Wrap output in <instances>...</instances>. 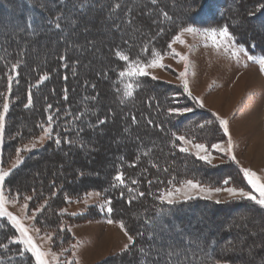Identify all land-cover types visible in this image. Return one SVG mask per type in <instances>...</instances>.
Instances as JSON below:
<instances>
[{"label":"trees","instance_id":"trees-1","mask_svg":"<svg viewBox=\"0 0 264 264\" xmlns=\"http://www.w3.org/2000/svg\"><path fill=\"white\" fill-rule=\"evenodd\" d=\"M117 3L121 5L119 9L115 8ZM164 12L169 18L165 19ZM95 14L106 16L110 32L115 34L113 42L107 46L102 44L97 50L94 42L86 48L80 46L78 40L84 38V33L75 36L68 33L71 21L78 30ZM57 16L62 17L60 29L51 23ZM129 19L132 24L128 23ZM3 21L11 27L4 28ZM26 22L34 27L27 28ZM244 25L250 30L248 33L241 31ZM185 26L217 30L228 26L238 45L256 58L264 56V0H158L156 5L150 0H0V111L3 103H9L0 145V166L9 167L17 149L39 140L44 134L43 128L48 127L47 117L53 116V137L41 149L20 152L22 163L11 168L5 189L11 196L19 193L22 201L31 197L32 209L44 204L38 222L46 231L58 227L63 220L78 224L105 216L99 208L92 207L87 214L66 218L61 209L67 206L68 200H80L91 192L100 193L105 202L111 200L113 212L109 217L115 222L123 221L135 237V243L126 253L101 264H144L141 249L148 250L147 259L152 264H165L168 257L164 252L169 245L180 246L181 264H264V250L256 252L253 240L244 233V228L256 225L255 221L258 227L264 228V209L254 202L221 206L194 200L176 205L169 214L168 205L158 199L162 192L172 188L168 181L173 178L176 186L184 179H194L205 186L226 187L222 182L231 177V186L250 189L235 163L214 167L192 160L189 154L173 147L174 143L179 145L173 132L209 147L219 139L224 140L226 136L215 116L200 108L182 85L147 77L139 78L141 87L134 90L132 98H123L124 85L118 71L126 64L116 55L117 50L131 59L147 62L153 51L166 54L167 44ZM61 36L65 37L60 41ZM41 41L45 43L39 45ZM52 46L58 47L54 53ZM144 46L148 48L146 53L141 51ZM73 47L78 48L73 50ZM97 51L101 52L99 59H95L98 69L90 63L89 56L84 57L85 54L95 56ZM17 62L19 68L11 72V66ZM9 74L13 75L11 93L7 90ZM45 76L48 78L44 79ZM29 95L31 106H28ZM183 107H192L193 112L184 115L168 112L169 108ZM104 119L106 123H99ZM150 120L152 124L148 123ZM200 124L205 127L200 128ZM57 134L61 139L59 145L54 142ZM109 135L113 140L107 165L110 169L93 170L99 166V160L91 161L87 157L98 154L99 149L92 143ZM67 140L72 141L71 145ZM144 152L149 155H143ZM80 154L87 157L81 160ZM82 161L88 168L82 166ZM133 163L135 167L130 166ZM118 171L124 173L128 187L135 192L112 186ZM132 180L138 183L132 184ZM141 191L143 197L137 195ZM161 209H165L164 219H161ZM190 210H209L213 215L208 218L196 215L186 223L180 221L179 215ZM223 210H236L235 216L240 217L230 223L227 233L219 218L225 223L230 214L215 213ZM253 214L254 220L249 217ZM79 218H82L80 222ZM170 220L177 221L175 236L168 226ZM209 220H216L215 229L199 231L198 223ZM16 234L10 223L0 220V245L7 246V249L0 247V264H35L30 253L16 254L23 247L13 243ZM65 237L70 238L68 232L64 241ZM213 246H216L214 254Z\"/></svg>","mask_w":264,"mask_h":264},{"label":"rangeland","instance_id":"rangeland-1","mask_svg":"<svg viewBox=\"0 0 264 264\" xmlns=\"http://www.w3.org/2000/svg\"><path fill=\"white\" fill-rule=\"evenodd\" d=\"M219 13H221V11H219ZM3 16L5 18V16L7 17V14L5 13L3 14ZM107 21L108 20L106 16H103L102 14L99 15L95 14L93 18L84 21V23L78 27V30L73 28L74 22L71 21L72 23L68 27V33L69 35H74V36L80 33H84V38L78 40L79 43L81 42L80 46L86 48L89 46L90 42H94L96 44L95 45L96 50L99 48L101 49L102 44H105V46H107L115 39L114 36L115 34H112L110 32L109 29L110 25L108 24ZM248 22L249 21L247 20V23L245 24L246 26L247 24H249ZM2 24L4 28L11 27L8 24V22L3 21ZM245 25L241 27V31L248 33L250 30L247 29ZM76 30L79 31V33H77ZM253 31L260 32L261 30L260 28L257 29L253 28ZM64 37L65 36H61L60 41L63 40ZM183 39L187 42L188 45L187 47L179 43L175 44L173 47L175 48L176 52L189 57L190 67L188 70L189 74L187 76V79L189 82V87L191 92L195 95V97H198L197 94L199 93L202 94L205 99L207 107H211L217 110L219 109L221 114L228 115L233 109H235L231 116L232 118L227 119L229 121V130L232 136L234 148L236 149L235 152L238 151L240 153L241 158L244 159V162L248 161L250 165L246 167L251 169L252 166L253 171H255L261 177H264V169H258L259 171L256 170V168H259V166L264 167V97L262 94L258 92H252L250 95L248 96L246 95L248 91L251 92L254 91L255 89H259V90L263 89L264 92V78H263L264 73H262L263 77L261 79L258 73L253 72V75H250L247 78L248 79L250 78L249 80H252L251 82H253L252 78H254L255 83L253 84L246 83L245 85L239 86L240 83L237 82L235 84V81H237L238 78L235 79V77L233 76L231 77L226 76V73H230V71H228L229 66L230 65L235 66L238 64L241 65V60H242L241 56H243L244 58L243 60H245L246 64L253 65L259 70V65L256 61H249L247 59V56L244 53H241L239 62H237L235 58H232L230 57L229 54L224 53L223 49H221L220 52H217V50L211 46L212 43L211 40L210 39L206 40L205 37L201 34L186 33L183 36ZM42 43H45V41L43 42L41 41L39 45H42ZM205 44H207L208 46L205 47L204 46ZM236 46L242 47L237 43ZM57 48H58L57 46H52L51 52L54 53ZM77 48L78 47H73V50H76ZM168 52H170L169 49H167V53ZM167 53L164 54L165 58L162 61V63L165 65V68L149 69L150 75L147 78L151 79L152 76H155L156 77L155 81L168 83V84H176L180 86L182 85L183 87L182 81L178 77H179V73L185 71V65L182 62H178V59L176 57H173L172 55H168ZM100 54L101 52L97 51L95 56L94 55L90 56L85 54L86 56L84 55V57L89 56L90 63H94L95 66L97 67L96 69H98V64L96 63L97 61H95V59L98 60ZM90 67L92 68V66ZM192 73L195 74L193 75ZM224 75L226 78V82H225L226 91H224L222 94L212 97L207 92L208 88L213 85L215 80H219L222 77L224 78ZM235 75L236 73H234V76ZM104 94L107 95L108 91L107 93H105L104 91ZM239 100H241V103H239L238 107L236 108L235 105L236 103L239 102ZM10 101L11 99L9 100V102ZM256 107H258V111L257 110L255 111L256 114L254 113V115L249 116L251 110L253 108L255 109ZM110 135L102 139L101 138L96 139L92 143L94 147L99 149L98 154H94L93 156L90 155L91 157L89 158L86 155H81V154L78 155V157L81 160H83L84 157H87V160L91 159V161H94L93 159H98L99 166H95L93 170L107 172L110 169V167H107V165L109 166L108 164L109 152H111L110 148H111V144L113 143V140L111 139ZM219 137L221 136L219 135ZM49 140H50L49 137H45L43 142H40L39 140H35L33 141L36 142V147L34 149L31 148V144L33 143L32 142L23 146V148L21 149L19 148L21 150L20 152L22 153L31 152L41 149L49 142ZM216 143H224L226 146L227 137H225L224 140L219 139ZM188 147L190 149V153H192V154L187 153L189 154V157L192 160L197 159L194 155L195 150L192 149L190 145H188ZM178 152H180L179 149ZM22 153L20 154V158L23 155ZM212 155L215 158L213 159L211 166L219 167V168L225 166L227 167L230 166V164H232L233 162L227 156H224L221 153L212 152ZM15 161H16V157L9 165V167L4 168L0 166V171H7L10 173L11 168H13V164L15 163ZM82 166L88 168L87 164L85 163L82 164ZM237 167L239 168L238 165ZM228 171H231V168ZM177 186H179V184ZM205 187H209V186H205ZM94 193L95 192L88 193L80 200H75L72 201L71 203L68 202L67 206L61 209V213L64 214L66 218H74L79 216L80 214H87L90 208L92 207H97L99 208L100 212L102 211L105 214V216H103L101 219L88 220L84 222L82 221L80 222L82 218H79L78 221L80 223L78 224L75 223L70 224L67 220H63L58 227L52 230L47 229V231L44 228H42L41 223L38 222V215L40 214L41 211H43L44 204L40 205L38 208L34 206V209H32L31 206L32 204L30 203V200L22 201L21 199H19L18 202L15 203L14 205L9 204L7 205V207L10 212H12L14 215L22 219L25 226L30 229V234L33 236L35 242L42 248V250L45 251L50 250L51 252L56 253V255L59 257V264H66L67 261H73L74 264L76 261H79V264H101L102 262L108 260L111 257L126 253L133 246V244L129 243L128 238L125 235V232L120 228L119 226L120 222H115L113 224L108 223V220L111 218L109 217L110 215H108L106 212L107 205L103 200V198L101 197V195L96 196L93 195ZM5 195L9 199L13 197L7 193L6 189H5ZM192 195L194 198L188 201L187 203H190L194 200H200V201L204 200L215 203V200L219 199L221 201L219 204L221 206L222 205L225 206V205H230L232 203H243L247 201L246 199H240V200L231 199L230 197H228L226 192H222L219 195H214L212 199L198 198L203 195L198 192H193ZM85 197H87L86 201H85ZM182 199L183 197L181 195H178L176 205L186 204V203H180ZM25 202H27L28 204V208L26 210L23 209V204ZM101 205H105L104 210H101ZM37 209H39V211H36ZM34 212H35L34 218H29V217H33ZM226 212L227 211L223 210L221 212H215V213L220 215L223 213L226 214ZM235 212L236 210L232 212H227L230 215L225 223H223L224 220L221 217H220L221 219L219 218V221H222L221 223L223 224L225 232L228 229L227 227L230 225V223L238 218L237 215L235 216ZM196 215L201 216L202 218L204 217L208 218L213 214H211L209 210H190L189 213H184V214L182 213L181 215H179V217L182 219L180 221L186 223L188 219L195 217ZM249 217L250 218L252 217L253 219V217H256V215L253 214ZM238 219H240V217ZM243 220L245 221V218ZM215 221L216 220H209L207 223L199 222L198 223L199 231H201V229H206L208 231L211 228L215 229V225H216ZM255 223L256 225L254 227H252L253 225L252 224L248 228H244L245 230L244 233L249 234L248 236L253 240L254 247L255 249H257L256 252H259L260 250H264V228L262 229L258 227L257 225L258 221L257 222L255 221ZM168 226L173 231L172 235L175 236V234L178 233L176 230L178 229L177 221L170 220ZM33 229H39V232H36ZM66 232H68L70 238L67 239L65 237L66 240L64 241L63 238ZM18 235L19 234L17 232L16 237H18ZM49 235H51L52 237L51 240L47 239ZM77 241H79L80 244L75 249L76 254L75 256H73V249L71 246L77 243ZM126 244L129 245L128 250H124V245ZM64 249H67V251H63ZM62 251H63V255H60ZM251 252H253V249L251 250ZM48 259L50 261V264H56V262L52 260L51 256H49ZM110 264H120V263L111 262Z\"/></svg>","mask_w":264,"mask_h":264},{"label":"snow or ice","instance_id":"snow-or-ice-1","mask_svg":"<svg viewBox=\"0 0 264 264\" xmlns=\"http://www.w3.org/2000/svg\"><path fill=\"white\" fill-rule=\"evenodd\" d=\"M158 0H150V3L152 5H156ZM35 6V5H34ZM121 5L119 3L115 4V8L119 9ZM165 19L169 18L168 13H163ZM61 20L62 17L57 16L54 20L51 21V23L54 25L55 28L60 29L61 28ZM129 24H132V20H128ZM27 28H33L34 25L32 23L26 22ZM201 34L205 37L206 40H211V46L214 47L217 52H220L221 49H223V52L226 54H229L230 57L235 58L237 62H239L240 54L244 53L247 56V59L249 61H256L259 65V71L261 73H264V56L260 58H256L254 55L249 54L247 49L243 47H237L235 37L233 34L229 31L228 26H223L219 30L212 28V29H200L193 26H185L182 27L179 34L175 35L174 38L171 40L170 43L167 44V49L170 50L168 52V55H172L173 57H176L178 59V62H182L185 65V71L179 73V79L182 81L183 89L187 93V95L200 107H204L203 100L199 99L198 97H195L192 95V92L189 87V82L187 79V76L189 74V57L186 55H182L178 52H176L175 48L173 47L175 44L179 43L184 46H188L187 42L183 39V36L185 34ZM205 47L208 45L205 44ZM142 52H148V48L146 46L141 48ZM116 55L121 61H124L126 64V67L123 70L118 71V76L120 78V82L123 83L124 89H123V98H132L134 96V90L141 87V84L139 83V78L141 77H148L150 75L149 69H156V68H165V65L162 63V61L165 58V55L162 54L160 51H153L151 53L152 58L148 60L147 62H143L140 59H131L129 55L124 54L123 52L117 50ZM63 59V57H62ZM248 65L245 64L244 67H247ZM19 68V63H15L11 66V72H16V70ZM193 75L195 73H192ZM18 75V72H17ZM48 77L45 76L44 79H47ZM151 79L155 80L156 77L152 76ZM12 84H13V75L9 74L7 77V90L8 93H11L12 91ZM67 97H65L66 99ZM32 100L31 96L28 97V106H31ZM121 103H123V99L121 100ZM49 109H51V105L48 106ZM9 111V103L5 102L3 103L2 111H0V145L3 144V138H4V131H5V114H7ZM168 112L170 114H176V115H184L187 113L193 112L192 107H183V108H169ZM216 120L219 122L220 128H222L224 135L227 137V145L225 146L224 143H212L209 147L208 144L203 142H194L191 139H188L184 135H177L175 132L172 133V136L175 138L176 141H179V145L173 144V147H178L179 151L182 153H190V149L188 145L191 146L192 149L195 150L194 155L195 157L204 162L205 164L212 165L213 159L215 158L212 155V152L221 153L224 156H227L231 161L239 164V161L236 159V155L234 153V144L232 140V136L229 130V121L227 119L221 118L218 114L213 113ZM133 123L136 122V118L132 117ZM48 127L43 128L44 135L39 138L40 142H43L45 137H52L53 129H52V122H53V116L49 115L47 117ZM107 120H100L99 123L104 124ZM149 124H152L153 122L150 120L148 122ZM207 123H211L210 121ZM200 128H204L205 124H200ZM163 130V129H161ZM57 145L61 143V139L59 135L57 134L54 141ZM68 144L71 145L72 141L67 140ZM36 147V142H33L31 144V148ZM81 148L84 147L83 144L80 145ZM20 149L16 150V161L13 164V168H15L18 164L22 163V160L20 159ZM143 155L147 156L149 155V152H144ZM132 167H135V164L133 163L130 165ZM153 167H156L155 164H153ZM164 171H167V169H164ZM241 171L243 173V177L246 179L247 184L250 186V190H245L244 188H237L234 186H229L231 183V177L225 178L223 180V185L226 187H205L200 182L194 180V179H184L181 182H179V186H176L174 183L175 178L173 180H169L168 184L172 185L171 190H167L162 192L158 199L161 204H167L168 205V213L170 214L171 211L175 208L176 202H177V196L181 195L183 199L180 201V203H187L188 201L192 200L194 197L192 195L193 192H198L200 194H203L201 197L198 198H205V199H212L214 195H219L222 192H226L228 197L234 200H240V199H246L248 201L254 202L256 205H258L261 209H264V177H261L258 175L255 171L249 169V168H241ZM10 175L7 171H0V220L6 219L8 223L18 232V237L13 238V243L22 245L23 247L21 249H17V255L23 256L24 252H28L31 254V257L34 258L35 264H50V261L48 259L49 256L52 257V260L56 262V264H59V257L56 255V253L51 252L50 250L45 251L42 250V248L35 242L33 236L30 234V229L25 226L22 219L14 215L12 212L8 210L7 205L9 204H15L19 200V193H16L15 196H13L11 199H9L5 195V179ZM137 180H132V184H137ZM149 185H151L152 181H148ZM113 187L121 186L126 187L127 191L129 193L135 192V189L132 187H128L127 182L124 178V173L122 171H118L117 174L114 176V183L112 185ZM10 191V190H9ZM93 195L99 196L100 193H94ZM138 196L143 197L144 192H138ZM121 196L123 197V192H121ZM25 201L30 200L31 197H25ZM87 200V197H85V201ZM69 203H71V200H68ZM132 201L131 199L128 201L130 204ZM221 201L219 199L215 200V203L219 204ZM106 212L108 215H111L113 212V208L110 206L112 204L111 200H107L106 202ZM28 204L25 202L23 204V209H27ZM105 209V205H101V210ZM36 211H39L37 209ZM66 211V210H65ZM161 213V219H164V213L165 209L160 210ZM35 212L33 213L34 218ZM109 224L115 223V221L109 219ZM120 228L125 232V235L128 238V241L130 244H134L135 240L132 235H130L125 228L124 222L120 221L119 224ZM154 227V225H153ZM36 232H39V229H33ZM63 230V229H61ZM181 236H183V232L181 230ZM48 240H51L52 237L49 235L47 237ZM211 244V241L208 242ZM80 242L77 241V243L73 244L71 247L73 249V256H75V249L79 246ZM188 246H191V242H188ZM0 247H3L7 249L6 245H0ZM129 245H124V250H128ZM179 245H169L168 248L165 250L164 254L168 259L165 261V264H181V256L179 254ZM216 246H213V254L215 253ZM63 251H67V249H64ZM63 251L60 253V255H63ZM141 252L143 253L145 257L144 264H152V261L147 259L149 256L148 250L141 249ZM175 258V259H173ZM66 264H74L73 261H67ZM75 264H79V261H76Z\"/></svg>","mask_w":264,"mask_h":264},{"label":"crops","instance_id":"crops-1","mask_svg":"<svg viewBox=\"0 0 264 264\" xmlns=\"http://www.w3.org/2000/svg\"><path fill=\"white\" fill-rule=\"evenodd\" d=\"M241 58H242L241 65L240 64L235 65V66L234 65H230L229 68H228V71H230V73H226V76H230V77L233 76V77H235V79L238 78L237 81H235V84L238 82V83H240L239 86L245 85L247 83L246 81H248V83H252V84L255 83V79L254 78H253V82H251V81L249 82V79L246 77V76H249V75H253V72L258 73V75L262 79L263 74L255 66H253V65H248L247 64L248 66L247 67H244V65L246 63H245V60H243L244 59L243 56H241ZM234 73H236L235 76H234ZM246 73H251V74L248 75ZM225 82H226L225 75H224V78L222 77L219 80H215V82L213 83V85L208 88V91H207L208 94L211 95L212 97H215V96H217L219 94H222L224 91H226L225 90L226 89ZM252 92H258V93L262 94L263 97H264L263 89H260V90L259 89H255L254 91H251V92L248 91L246 95L248 96ZM197 96H198L199 99L201 98V100H203V102H204V107L203 108L209 110L212 114L213 113H216V114H218L223 119H231L232 118L231 116H232L233 111L235 109H233L228 115L221 114L219 109L217 110V109H214V108H211V107H207L206 102H205V99H204V97H203L202 94L199 93V94H197ZM241 100H239V102L236 103V105H235L236 108L238 107L239 103H241ZM256 110L258 111V107H256L255 109L253 108L251 110V113L249 114V116L254 115V113H255ZM235 147H236V145H235ZM235 150L236 149L234 148V153L236 155V159L239 161V164H237V163L236 164L239 166L240 169L241 168H248V167H246V166H249L250 165L248 163V161L244 162V159L241 158L240 153L238 151L235 152ZM252 169H253V167L251 166V170ZM258 169H264V167H260L259 166V168H256V170L259 171Z\"/></svg>","mask_w":264,"mask_h":264},{"label":"bare ground","instance_id":"bare-ground-1","mask_svg":"<svg viewBox=\"0 0 264 264\" xmlns=\"http://www.w3.org/2000/svg\"><path fill=\"white\" fill-rule=\"evenodd\" d=\"M246 74H251V73H246ZM250 76V75H249ZM249 76H246V77H249ZM250 79V78H249ZM253 79V78H252ZM252 81V80H249V82ZM248 83V81H246ZM260 149V148H259Z\"/></svg>","mask_w":264,"mask_h":264}]
</instances>
